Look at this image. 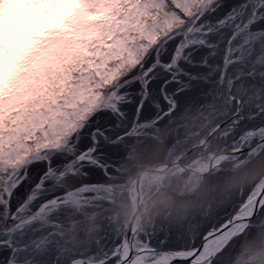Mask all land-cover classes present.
Listing matches in <instances>:
<instances>
[{
    "label": "snow or ice",
    "instance_id": "6c2138e0",
    "mask_svg": "<svg viewBox=\"0 0 264 264\" xmlns=\"http://www.w3.org/2000/svg\"><path fill=\"white\" fill-rule=\"evenodd\" d=\"M159 146L208 191L114 218ZM0 264H264V0H0Z\"/></svg>",
    "mask_w": 264,
    "mask_h": 264
},
{
    "label": "rangeland",
    "instance_id": "374dc122",
    "mask_svg": "<svg viewBox=\"0 0 264 264\" xmlns=\"http://www.w3.org/2000/svg\"><path fill=\"white\" fill-rule=\"evenodd\" d=\"M209 159H211V154L199 161L188 157L183 162V167L173 164L164 170H154L142 174L139 180L140 205L138 214L147 216L157 209L167 210L181 202L190 201L208 191L207 177L203 182L202 177L204 175L203 164ZM168 161L176 160L171 157ZM173 183H175L174 186H172ZM168 187L172 189L174 195L164 192L163 188ZM187 194L189 196L185 197ZM133 196H136V191L133 181H130L126 193L118 197L111 208L114 218L121 219L120 213L124 208L133 209L135 206L132 201Z\"/></svg>",
    "mask_w": 264,
    "mask_h": 264
},
{
    "label": "trees",
    "instance_id": "16d2710c",
    "mask_svg": "<svg viewBox=\"0 0 264 264\" xmlns=\"http://www.w3.org/2000/svg\"><path fill=\"white\" fill-rule=\"evenodd\" d=\"M162 152H163V146H159L154 154H152L150 156H147V157H143V158H137L136 160H134L132 162L131 166H130V169H129L128 183H130V181H132L133 178L142 169H144V168H146L148 166H153L155 164L166 163L168 161V159H171V157H169V156L162 155ZM205 178H206V176L203 175L202 182L205 180ZM174 185H175V183H173L172 186H174ZM169 187L168 188H163L164 192L165 193H171V194L174 195L172 189H170ZM188 196L189 195L187 194L185 197H188Z\"/></svg>",
    "mask_w": 264,
    "mask_h": 264
},
{
    "label": "clouds",
    "instance_id": "9594fccd",
    "mask_svg": "<svg viewBox=\"0 0 264 264\" xmlns=\"http://www.w3.org/2000/svg\"><path fill=\"white\" fill-rule=\"evenodd\" d=\"M72 7H73V5L65 4V5L56 6V8L54 10L55 11H62V12L66 13ZM4 11H5V13H7L9 11V9L7 7H5ZM47 23L54 25V24L57 23V21H56V19H50V20L47 21ZM165 212H166L165 209H157V210L153 211L151 214L145 216L144 214H137L132 209L124 208V209L121 210L120 218L124 219V220L135 218L137 220H141V221H144V222H151L152 220H154L155 218H157L160 215L164 214Z\"/></svg>",
    "mask_w": 264,
    "mask_h": 264
},
{
    "label": "water",
    "instance_id": "95a60500",
    "mask_svg": "<svg viewBox=\"0 0 264 264\" xmlns=\"http://www.w3.org/2000/svg\"><path fill=\"white\" fill-rule=\"evenodd\" d=\"M173 164H177L176 161H167L166 163H162V164H157V165H153V166H148L144 169H142L133 179V184L135 187V191H136V196L138 198V200H140V189H139V180H140V176L145 173V172H150V171H154V170H162L165 169L169 166H172ZM184 164V163H183ZM140 202L138 201L137 204L133 207L132 210H134L137 214H138V208H139Z\"/></svg>",
    "mask_w": 264,
    "mask_h": 264
},
{
    "label": "bare ground",
    "instance_id": "6f19581e",
    "mask_svg": "<svg viewBox=\"0 0 264 264\" xmlns=\"http://www.w3.org/2000/svg\"><path fill=\"white\" fill-rule=\"evenodd\" d=\"M132 201H133V204L136 205L139 200H138L137 196H133Z\"/></svg>",
    "mask_w": 264,
    "mask_h": 264
}]
</instances>
